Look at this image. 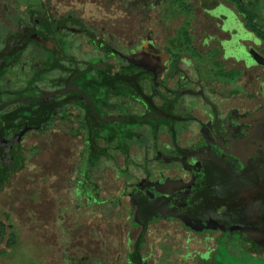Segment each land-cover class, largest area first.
Segmentation results:
<instances>
[{"label": "flooded vegetation", "instance_id": "flooded-vegetation-1", "mask_svg": "<svg viewBox=\"0 0 264 264\" xmlns=\"http://www.w3.org/2000/svg\"><path fill=\"white\" fill-rule=\"evenodd\" d=\"M220 5L236 15L245 31L237 28L233 35L225 27L227 10L213 15ZM205 14L217 20L215 27L225 35L216 37L218 69L205 82L197 76L185 41L160 48L144 33L124 53L82 25L70 28L72 35L87 37L96 57L83 61V68L62 67L58 60L66 55L56 49L49 66L63 72L56 89L19 96L9 101L17 107L8 112V104L0 103V183L2 172L15 165L14 149L26 135L22 129L68 128L71 120L64 110L72 107L79 113L75 126L82 155L67 194L73 201H66L80 212L76 227L92 223L94 209L109 204L93 181V170L105 161L116 165L115 181L121 182L118 197L109 202L118 208L125 198L120 208L131 246L126 264H160L150 262L143 249L152 244L150 238L162 240V227L178 243L184 239L199 245L217 232L209 236L217 247L223 244L250 261L264 259V40L234 4L215 0ZM19 36L22 46L31 42L25 33ZM209 39L204 37L198 48ZM89 62L97 68L88 71ZM131 62L138 67L136 74ZM132 144L140 146L136 160ZM215 251L208 247L198 258Z\"/></svg>", "mask_w": 264, "mask_h": 264}, {"label": "rangeland", "instance_id": "rangeland-1", "mask_svg": "<svg viewBox=\"0 0 264 264\" xmlns=\"http://www.w3.org/2000/svg\"><path fill=\"white\" fill-rule=\"evenodd\" d=\"M221 1L228 7L232 4ZM241 1L245 10L253 14L254 25L264 33V0ZM214 3L215 0H0V103L8 104L4 112L17 107L9 101L19 96L36 95L37 89H56L63 72L49 68L56 60L54 50L60 48L66 55L63 61L57 59L62 67L83 68V61L96 57L84 34L72 35L69 31L80 30L81 25L124 53L144 33L152 35L160 48L168 47L170 41H176V45L185 41L198 78L205 82L215 77V63L219 60L216 37L222 39L225 35L215 27L217 20L205 14ZM22 32L32 37L25 46L19 36ZM34 33L38 41H34ZM204 37L211 39L200 49ZM190 76L194 77L192 73ZM64 112L71 121L63 130L55 125H43L46 130L25 126L22 133L26 135L14 149L15 165L2 172L0 264H126L131 246H127L125 215L120 208L125 198L118 208L109 202L118 197L121 188V182L115 181L116 165L103 161L93 170L98 192L109 204L94 209L92 223H82L79 228L75 225L80 212L66 200L74 198L67 194L75 185L72 176L82 155V137L79 126H75L79 113L72 107ZM130 147L132 158L138 159L140 146ZM164 233L162 227L159 242L150 238L154 235L148 236L152 244L144 246L143 254L150 262L190 264L198 258L197 253L208 247L216 250L222 262L220 254L226 247L221 244L218 248L216 239L209 240V236L217 237L219 233H208L207 241L200 245L193 240L185 243L184 239L178 243Z\"/></svg>", "mask_w": 264, "mask_h": 264}, {"label": "trees", "instance_id": "trees-1", "mask_svg": "<svg viewBox=\"0 0 264 264\" xmlns=\"http://www.w3.org/2000/svg\"><path fill=\"white\" fill-rule=\"evenodd\" d=\"M232 2V4H234V6H236L237 9H239L241 12L246 13L245 15V21L247 23L248 26L255 28V25L253 24V15H250L251 13L247 12V10H245V8L243 7L242 1L241 0H229ZM249 15H248V14ZM85 30V29H83ZM261 33V32H260ZM262 36V39L264 40V34L261 33L260 34ZM89 69L88 71L92 70V68H97L96 63L94 62H89ZM131 68H134L132 71V74H136L138 71V67L135 66V64H133V62L130 63L129 65ZM128 66V67H129ZM98 72V70H97ZM136 72V73H135ZM82 74H85V72H81ZM104 73V72H103ZM131 74V75H132ZM70 77V76H69ZM68 77V78H69ZM105 78L109 79V80H114V77H109V75H105ZM121 78V77H120ZM75 80V78H73ZM67 82V78L65 80ZM93 81V80H92ZM69 82V81H68ZM75 81H71L68 83L69 87L74 86ZM88 84V83H87ZM84 85V84H83ZM94 85V84H93ZM88 86V85H87ZM116 88V87H115ZM224 252V253H223ZM221 255V260L222 262H219L217 259V256L214 253H207L204 256H202L201 258H198L197 260H195V262H193L192 264H263L264 263V259H259L257 261H250L249 259H247L246 257H238L236 254L233 255L231 252H228L226 250V248H223ZM224 256V257H223ZM224 259H227L228 261H224ZM225 262V263H224Z\"/></svg>", "mask_w": 264, "mask_h": 264}, {"label": "water", "instance_id": "water-1", "mask_svg": "<svg viewBox=\"0 0 264 264\" xmlns=\"http://www.w3.org/2000/svg\"><path fill=\"white\" fill-rule=\"evenodd\" d=\"M227 10L228 12V19H224V23H225V27L232 32L233 35H235L233 33V31L235 32V29L239 28L242 31H245V28L243 27V25L241 24V22L239 21V19L236 17V15L228 8L224 7L223 5H220V8L217 12H214L213 15L214 16H221V12H223ZM262 207V205H260V208Z\"/></svg>", "mask_w": 264, "mask_h": 264}, {"label": "crops", "instance_id": "crops-1", "mask_svg": "<svg viewBox=\"0 0 264 264\" xmlns=\"http://www.w3.org/2000/svg\"><path fill=\"white\" fill-rule=\"evenodd\" d=\"M82 259H84V261H85V258H82ZM83 264V263H82Z\"/></svg>", "mask_w": 264, "mask_h": 264}]
</instances>
